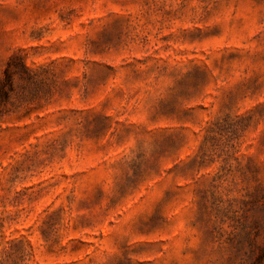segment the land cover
<instances>
[{
	"label": "rangeland",
	"instance_id": "rangeland-1",
	"mask_svg": "<svg viewBox=\"0 0 264 264\" xmlns=\"http://www.w3.org/2000/svg\"><path fill=\"white\" fill-rule=\"evenodd\" d=\"M0 264H264V0H0Z\"/></svg>",
	"mask_w": 264,
	"mask_h": 264
},
{
	"label": "trees",
	"instance_id": "trees-1",
	"mask_svg": "<svg viewBox=\"0 0 264 264\" xmlns=\"http://www.w3.org/2000/svg\"><path fill=\"white\" fill-rule=\"evenodd\" d=\"M0 92L3 93V94L5 95V90H1Z\"/></svg>",
	"mask_w": 264,
	"mask_h": 264
}]
</instances>
